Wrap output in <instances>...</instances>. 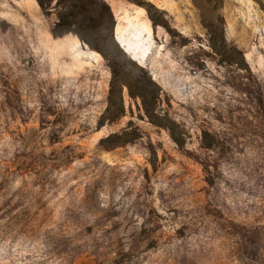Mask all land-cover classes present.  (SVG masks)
Listing matches in <instances>:
<instances>
[{"label":"rangeland","instance_id":"obj_1","mask_svg":"<svg viewBox=\"0 0 264 264\" xmlns=\"http://www.w3.org/2000/svg\"><path fill=\"white\" fill-rule=\"evenodd\" d=\"M106 2L172 134L127 87L100 127L101 53L36 0H0V264H264V0Z\"/></svg>","mask_w":264,"mask_h":264},{"label":"trees","instance_id":"obj_2","mask_svg":"<svg viewBox=\"0 0 264 264\" xmlns=\"http://www.w3.org/2000/svg\"><path fill=\"white\" fill-rule=\"evenodd\" d=\"M36 2L46 14L50 10L55 11L57 21L51 30L54 35L73 33L81 42L99 51L107 61L111 71V79L106 108L99 120L100 127L117 121L125 115L123 87H127L129 95L133 99H139L140 110L145 117L151 123L167 128L172 134V126L166 125L159 118L158 107L161 102V88L152 79L149 72L136 64L137 72L125 73V63L119 57L127 58V55L119 49L115 41L113 31L115 18L106 0H36ZM99 31L101 34L95 38L94 35ZM209 42L217 55H226L225 61L234 62L233 55L235 54L233 51L231 52L233 55L216 51L218 50V43L214 33L209 37ZM224 42L222 38V44ZM109 45L118 50L119 56L109 51ZM126 76L130 79H126ZM136 138L135 132L123 130L120 133L108 135L102 139L101 144L104 147L118 146L131 143Z\"/></svg>","mask_w":264,"mask_h":264}]
</instances>
